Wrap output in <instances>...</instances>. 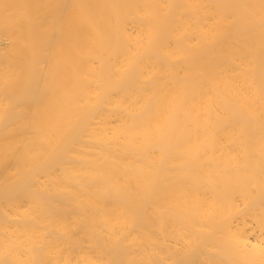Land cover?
I'll return each instance as SVG.
<instances>
[{
	"label": "bare ground",
	"instance_id": "obj_1",
	"mask_svg": "<svg viewBox=\"0 0 264 264\" xmlns=\"http://www.w3.org/2000/svg\"><path fill=\"white\" fill-rule=\"evenodd\" d=\"M0 264H264V0H0Z\"/></svg>",
	"mask_w": 264,
	"mask_h": 264
}]
</instances>
